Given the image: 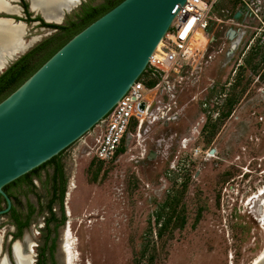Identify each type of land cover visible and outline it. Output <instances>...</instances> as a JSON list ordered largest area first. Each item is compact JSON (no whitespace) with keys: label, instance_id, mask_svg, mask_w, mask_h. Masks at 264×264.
I'll use <instances>...</instances> for the list:
<instances>
[{"label":"rangeland","instance_id":"rangeland-1","mask_svg":"<svg viewBox=\"0 0 264 264\" xmlns=\"http://www.w3.org/2000/svg\"><path fill=\"white\" fill-rule=\"evenodd\" d=\"M108 2L80 0L65 12L62 25L79 22L81 4ZM235 8L234 0L215 4L206 52L211 57L187 67L177 88L180 115L151 127L145 151L130 146L109 163L96 161L95 126L62 150L65 197L62 208L57 201L52 205L57 218L64 216L62 223L44 226L51 164L33 174V187L23 182L9 187L22 216L27 205L34 207L14 238L33 236V264H39L50 232L54 259L64 264L67 222L74 241L71 264H264V35H256L260 24L248 17L231 49L225 30ZM16 19L26 23L28 46L0 74L43 39L60 36ZM183 137L190 138L186 147ZM14 230L9 215H1L2 251L10 250ZM42 259L51 264L47 248Z\"/></svg>","mask_w":264,"mask_h":264},{"label":"water","instance_id":"water-1","mask_svg":"<svg viewBox=\"0 0 264 264\" xmlns=\"http://www.w3.org/2000/svg\"><path fill=\"white\" fill-rule=\"evenodd\" d=\"M184 2L121 0L0 101V195L5 201L0 216L12 206L3 187L74 143L112 109L145 69ZM28 9L37 13L29 2ZM14 14L1 10L0 18L26 25ZM0 257L14 264L8 251Z\"/></svg>","mask_w":264,"mask_h":264},{"label":"built area","instance_id":"built-area-1","mask_svg":"<svg viewBox=\"0 0 264 264\" xmlns=\"http://www.w3.org/2000/svg\"><path fill=\"white\" fill-rule=\"evenodd\" d=\"M219 0H185L176 11L168 31L149 57L142 73L120 100L95 125L92 157L100 163L111 162L123 148L135 146L145 151V139L154 124L166 125L180 115L177 88L189 66H197L208 55V29L211 13ZM228 12L225 36L234 49L245 33L242 28L251 16L257 19L256 35H264V0H234ZM236 14L238 16L236 17ZM230 31L232 37L230 38ZM201 35L208 39L203 50L196 46ZM190 138L183 137L186 147ZM198 153L199 147L193 148Z\"/></svg>","mask_w":264,"mask_h":264},{"label":"bare ground","instance_id":"bare-ground-1","mask_svg":"<svg viewBox=\"0 0 264 264\" xmlns=\"http://www.w3.org/2000/svg\"><path fill=\"white\" fill-rule=\"evenodd\" d=\"M31 3L34 11L41 14L49 22H59L62 20L60 12H70L79 4V0H27ZM5 10L16 13V7L9 4V0H0V11ZM26 26L22 22H13L11 19L0 18V70L12 60L20 51L28 46L24 40ZM197 48L203 50L208 39L198 36ZM35 39V38H34ZM32 42V41H31ZM67 197L69 190L66 192ZM2 234L0 233V250L2 244ZM62 243V261L64 264H71L74 257V241L70 232L69 222L64 224ZM34 241L30 233H25L22 239H16L12 243L11 254L15 264H33ZM0 264H9L5 258H0Z\"/></svg>","mask_w":264,"mask_h":264},{"label":"trees","instance_id":"trees-1","mask_svg":"<svg viewBox=\"0 0 264 264\" xmlns=\"http://www.w3.org/2000/svg\"><path fill=\"white\" fill-rule=\"evenodd\" d=\"M120 1L121 0H110V2H108L107 4L102 5L100 7H92V10H95L96 13H90L89 15H87V16H85L83 18V21H81V23H79V24L77 23L78 25L75 24L77 28L75 30L73 29L71 31V33L67 37L66 41L69 38H71L74 34L79 32L81 29H83L85 26H87L89 23H91L93 20H95L96 18L101 16L103 13H105L106 11L111 9L113 6H115ZM25 6H26V8H28V3L26 1H25ZM37 17H38V19L41 21V23L44 26L55 27V28H60V29H66V27L63 26V25L47 23L40 16H37ZM62 45H60L57 49H59ZM53 53H51V55ZM51 55H48V56L50 57ZM36 69L33 68L23 78H19L18 76H15V77H12L11 79H9L8 81H6L5 83L0 84V101L3 98H5L9 93H11L15 88H17ZM22 73H23V70L20 72L19 75H21ZM5 74H6V70L0 75V79L4 78ZM61 152L62 151H60L57 155L53 156L52 158H50L49 160L45 161L41 165L33 168L31 171H29V172L25 173L24 175L16 178L15 180L11 181L10 183L6 184L3 187L4 191L8 194V196L10 198H14L12 196V193L9 190L10 186H12V185H14V184H16L18 182H23L27 186L33 187V181H32L33 174H35L36 172H38L40 169L44 168L45 166L51 164L52 165V169H53L52 170V174H51V182H52V184H51V192H50L51 194H50V197H49V199H48V201H47V203L45 205L47 211L49 212V216L45 220V223H46L47 227L49 226V223H51V222H54L56 225H58V224L62 223L63 219H64V216L61 217L60 219L57 218L55 216L54 211L52 210V205L56 201L61 205V208H62V204L64 202V197H65V178H64V174H63L62 164H61V162L59 160ZM2 202L4 203L5 201H4L3 197L0 195V204ZM28 207H29V211L26 214V216L24 217V219L21 218V213L15 208L14 204H12L10 210L7 213H5V214H8L9 218L18 225V233L14 234V237L20 236L23 228H25L28 225L29 217L34 211V207H33L32 204H29ZM48 235L49 234L47 233V238H48ZM43 253H44V249H42V251H41V260H39V264H45L44 261H43L44 259H42L43 258Z\"/></svg>","mask_w":264,"mask_h":264},{"label":"flooded vegetation","instance_id":"flooded-vegetation-1","mask_svg":"<svg viewBox=\"0 0 264 264\" xmlns=\"http://www.w3.org/2000/svg\"><path fill=\"white\" fill-rule=\"evenodd\" d=\"M11 1L14 2V5L19 7L18 15L16 13L13 15V17L23 18V19H27V20L29 19L28 22L33 26L37 25V24H41V26L39 28H41V30L47 29L46 32L44 33L46 35L51 33V32L57 31L58 33H60L59 34L60 36L45 38L41 42L37 43L32 48H30L27 52H25L21 56H19L15 60V62H12V64L8 68H6V74H5L4 78L0 79V84L5 83L6 81H8L9 79H11L12 77H15V76H18L19 78H23L33 68L36 69L45 59H47L49 57L48 55H51V53H53L60 45H62L66 41V39L70 35L71 31L73 29L75 30L77 28L75 25L77 23H74V22H71L70 24H63V26H65L66 29L44 26L41 23V21L38 19V17L36 15H32L30 13L29 9L26 8L25 0H11ZM92 7H97V6L93 5L92 3L81 4L80 12L77 14L79 19H80L78 24L81 23V21H83V18L85 16L89 15L90 13H96L95 10H92ZM42 27H44V28H42ZM22 70H23V73L21 75H19ZM28 211H29V207L27 205L25 216L28 213ZM25 216L21 215V218L24 219ZM12 224H13L15 230H14L12 237L9 239V243L11 242L10 250L8 251L9 256H11V245H12L13 240L15 238L14 234L18 233V225L14 221H12ZM44 226L47 228V230L49 229V226L47 227L46 223L44 224ZM49 238L51 239L50 242L48 243V241L47 242L45 241L43 246H42V249H44V253H45V249L47 248V250L50 254L51 264H57V262L53 256L55 240H54V238H51V232L49 233ZM46 244H47V246H45ZM36 246H37V244H36ZM37 261H38V259H37Z\"/></svg>","mask_w":264,"mask_h":264},{"label":"crops","instance_id":"crops-1","mask_svg":"<svg viewBox=\"0 0 264 264\" xmlns=\"http://www.w3.org/2000/svg\"><path fill=\"white\" fill-rule=\"evenodd\" d=\"M11 1V0H10ZM13 6H15V5H13ZM16 7V6H15ZM16 13H17V8H16Z\"/></svg>","mask_w":264,"mask_h":264}]
</instances>
